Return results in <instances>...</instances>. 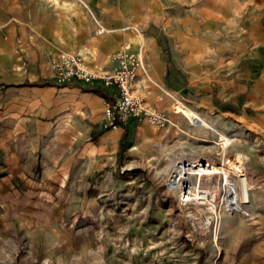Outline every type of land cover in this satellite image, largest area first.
<instances>
[{"label": "rangeland", "instance_id": "1", "mask_svg": "<svg viewBox=\"0 0 264 264\" xmlns=\"http://www.w3.org/2000/svg\"><path fill=\"white\" fill-rule=\"evenodd\" d=\"M123 5L133 53L143 63L144 41L155 40L167 61L170 123L146 122L156 129L146 139L129 129L114 149H98L93 133L75 159L19 157L11 170L0 150V264H264V0ZM223 153L242 156L256 217L222 212L207 230L163 180L176 160Z\"/></svg>", "mask_w": 264, "mask_h": 264}, {"label": "crops", "instance_id": "2", "mask_svg": "<svg viewBox=\"0 0 264 264\" xmlns=\"http://www.w3.org/2000/svg\"><path fill=\"white\" fill-rule=\"evenodd\" d=\"M99 26L104 31L98 32ZM126 43L137 52L123 0H0V150L10 170L19 157L75 159L80 139H93V133L98 149L117 148L129 129L138 130L141 139L148 131L155 134L133 117L124 127H106L111 89L98 82L59 85L52 77L49 60L59 51L77 53L90 68L103 71L114 67L110 56ZM144 47L134 91L147 105L171 114L173 103L164 90L167 61L155 40L144 41ZM87 142L88 149L95 145Z\"/></svg>", "mask_w": 264, "mask_h": 264}, {"label": "built area", "instance_id": "3", "mask_svg": "<svg viewBox=\"0 0 264 264\" xmlns=\"http://www.w3.org/2000/svg\"><path fill=\"white\" fill-rule=\"evenodd\" d=\"M104 31L99 26L98 32ZM114 67L110 70L90 68L81 55L70 51H59L49 60L54 81L59 84L77 82L100 83L112 90L104 108V115L111 127H116L133 117L156 128H165L170 119L165 111L147 105L143 95L134 91L138 67L142 59L124 44L111 56ZM223 149L229 144L222 145ZM218 162L203 158L176 160L163 180L167 191L176 194L181 208L192 207L193 218L206 229L213 227L222 212L240 214L249 221L255 214L248 208V187L244 185L245 171L241 163L226 160L218 154ZM239 165V166H237ZM197 216V217H196Z\"/></svg>", "mask_w": 264, "mask_h": 264}, {"label": "bare ground", "instance_id": "4", "mask_svg": "<svg viewBox=\"0 0 264 264\" xmlns=\"http://www.w3.org/2000/svg\"><path fill=\"white\" fill-rule=\"evenodd\" d=\"M175 107L180 112H182L185 116H187L188 118H190V120H192L194 123H202L203 125L208 126L207 123L203 119H201L197 114H195V112H193L191 109H189L188 107H186L182 103H180V102L175 103ZM230 141H231L230 139L225 138L224 141L222 142V145H226ZM240 160H242V156L241 155H238V156L235 157V161L234 162L235 163H239ZM237 166H239V165H237ZM244 185L245 186H248L249 185L248 184V180L246 178L244 180Z\"/></svg>", "mask_w": 264, "mask_h": 264}, {"label": "trees", "instance_id": "5", "mask_svg": "<svg viewBox=\"0 0 264 264\" xmlns=\"http://www.w3.org/2000/svg\"><path fill=\"white\" fill-rule=\"evenodd\" d=\"M125 135H126V133H125Z\"/></svg>", "mask_w": 264, "mask_h": 264}]
</instances>
